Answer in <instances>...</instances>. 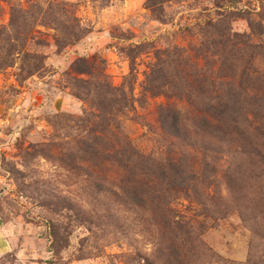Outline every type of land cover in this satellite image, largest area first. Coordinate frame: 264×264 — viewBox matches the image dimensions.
Wrapping results in <instances>:
<instances>
[{
  "label": "rangeland",
  "instance_id": "374dc122",
  "mask_svg": "<svg viewBox=\"0 0 264 264\" xmlns=\"http://www.w3.org/2000/svg\"><path fill=\"white\" fill-rule=\"evenodd\" d=\"M0 238V264H264V0H0Z\"/></svg>",
  "mask_w": 264,
  "mask_h": 264
},
{
  "label": "trees",
  "instance_id": "16d2710c",
  "mask_svg": "<svg viewBox=\"0 0 264 264\" xmlns=\"http://www.w3.org/2000/svg\"><path fill=\"white\" fill-rule=\"evenodd\" d=\"M23 10H18V9H12L11 12V18H12V22H14L17 17H19V15L22 13ZM30 31L27 30H23V31H19L18 34H16V39H18V43H22L21 46H16V45H11L8 49V56L9 57H13L16 54H22L24 56V60L23 62H25L24 64L28 67V73L32 74L36 71H38L40 69V67L42 68V58L36 54H30L28 52H24L23 48L27 42L28 36L30 35ZM7 64H3V67H5ZM85 65V63H84ZM76 73H78L79 75H90L91 74V70L87 68H84L79 66V64L76 66L75 68ZM160 80L162 81L163 78L166 79V76L163 72L158 73ZM155 77V75H154ZM148 85H150L149 91H154L155 89H159L158 85H155L153 83V79L150 80V82H148ZM115 90H113L112 88L109 90V92L111 93L112 96H114L113 98V105L117 108L118 111H120L121 109L123 110L124 108H128L130 107V101L128 99V95L125 91L123 90H118V93H114ZM117 91V90H116ZM112 105V107H113ZM107 111V110H106ZM108 112V111H107ZM109 114V112H108ZM161 119H162V128L164 130H167L170 132V115H166V116H162L161 115ZM106 122L108 124H110V119L108 117H105ZM219 119V118H218ZM173 127V129L175 131H179V123L178 120L175 118L173 123H171Z\"/></svg>",
  "mask_w": 264,
  "mask_h": 264
},
{
  "label": "crops",
  "instance_id": "0c3cea01",
  "mask_svg": "<svg viewBox=\"0 0 264 264\" xmlns=\"http://www.w3.org/2000/svg\"><path fill=\"white\" fill-rule=\"evenodd\" d=\"M4 250L3 239L0 238V252Z\"/></svg>",
  "mask_w": 264,
  "mask_h": 264
}]
</instances>
